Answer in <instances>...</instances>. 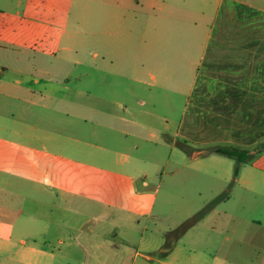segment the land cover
<instances>
[{
  "label": "crops",
  "instance_id": "obj_1",
  "mask_svg": "<svg viewBox=\"0 0 264 264\" xmlns=\"http://www.w3.org/2000/svg\"><path fill=\"white\" fill-rule=\"evenodd\" d=\"M43 58L51 59L46 68ZM0 59V146L9 149L0 154V255L24 264L51 260L61 245H116L109 234L138 250L146 245L132 225L153 215L155 197L139 182L144 163L87 139L102 130L171 146L183 140L192 150L178 147L191 158L214 154L210 145L247 148L264 138V0H0ZM56 60L69 64L66 72L82 65L84 77L98 75L106 89L141 82L186 92L180 126L172 137L169 125L150 123L152 113L141 118L118 99L97 106L54 98ZM9 69L30 83L4 79ZM17 226L27 237L46 235L43 246L15 241ZM161 246L153 239L145 247Z\"/></svg>",
  "mask_w": 264,
  "mask_h": 264
},
{
  "label": "rangeland",
  "instance_id": "obj_2",
  "mask_svg": "<svg viewBox=\"0 0 264 264\" xmlns=\"http://www.w3.org/2000/svg\"><path fill=\"white\" fill-rule=\"evenodd\" d=\"M41 62L46 68L51 59L43 58ZM55 62L58 74L53 76L52 82L58 83L52 91L54 98L81 102L90 99L97 106L104 98L118 99L130 103V109L134 111L140 109L141 118L152 113L150 123L162 129L169 125L172 137L183 120L188 102L186 92L161 89L141 82L134 84L132 89H106L99 83L98 75L93 73L89 78L84 77L82 65H76L66 72L69 69L67 62ZM22 63L25 65L26 62ZM42 75V82L51 81L48 78L50 74ZM14 77L23 78L29 83L31 79L27 74L19 75L11 69L4 75V79ZM75 113L78 114L77 111ZM95 114H99V110ZM101 134L99 138L87 139L130 154L144 163L141 165L143 172L139 182L148 184L155 197L153 215L136 218L132 225L138 232H144L146 245L138 250L137 244L127 245L119 237L109 234L107 238H115L116 245L105 246V238L101 248L83 249L74 246L73 251H69V248L62 251L68 246L61 245L53 248L54 258L49 260L44 257L40 263L264 264V170L246 164L240 167L238 175H234L235 159L226 155L214 153L191 158L177 145L147 139L146 133L139 137L129 134L127 137L116 135L114 138L106 135L105 130ZM261 142L247 148L252 151L254 159L263 156L260 160L264 162V146L260 147L264 144V138ZM256 148L261 152H257ZM8 150V147L0 146L1 155ZM107 165L129 171L117 163ZM227 176L229 178L225 181ZM239 176L245 183L235 181ZM221 182H226L223 191L219 187ZM246 184L253 185L255 190L246 189L243 186ZM226 191L230 195L228 199L224 198ZM224 211L233 213V216L222 215ZM252 221H259L263 226H256ZM152 232L156 235H152ZM32 237H27L17 226L12 238L17 242L20 238H26L28 243L34 239L38 246H43L46 235L38 231ZM153 239L162 241L163 250L146 249L145 246ZM169 247L173 248V252L167 257ZM141 253H148L155 258L148 260ZM0 264L24 263L0 255Z\"/></svg>",
  "mask_w": 264,
  "mask_h": 264
},
{
  "label": "trees",
  "instance_id": "obj_3",
  "mask_svg": "<svg viewBox=\"0 0 264 264\" xmlns=\"http://www.w3.org/2000/svg\"><path fill=\"white\" fill-rule=\"evenodd\" d=\"M177 144L179 147H181L186 152H190L192 150V146L183 140L177 141ZM206 153L223 154L231 158H234L235 159L234 175H237L239 173L240 167L249 161L253 162L258 167L264 169V162L260 160L262 159L261 157L263 156H261L260 158L254 159V156L250 154V151L248 148H238V147L227 146V145H211L206 148Z\"/></svg>",
  "mask_w": 264,
  "mask_h": 264
}]
</instances>
